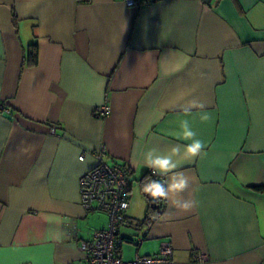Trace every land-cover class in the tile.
<instances>
[{
    "label": "crops",
    "instance_id": "0c3cea01",
    "mask_svg": "<svg viewBox=\"0 0 264 264\" xmlns=\"http://www.w3.org/2000/svg\"><path fill=\"white\" fill-rule=\"evenodd\" d=\"M0 101V264H86L108 216L83 210L78 181L102 146L131 182L124 261L167 240L172 264H264V0H0ZM184 119L205 145L178 169L194 206L163 201L146 231L144 158L190 143Z\"/></svg>",
    "mask_w": 264,
    "mask_h": 264
},
{
    "label": "built area",
    "instance_id": "2783aa9c",
    "mask_svg": "<svg viewBox=\"0 0 264 264\" xmlns=\"http://www.w3.org/2000/svg\"><path fill=\"white\" fill-rule=\"evenodd\" d=\"M129 7H138L153 0H122ZM209 2L210 0H204ZM8 109L0 101V111ZM108 112L106 105L94 107V114L103 117ZM106 149L104 146L94 154L96 163L86 170L79 178L78 191L80 204L84 211H103L108 216V224L105 229L95 230L91 236L82 240L79 249L83 252L86 264H172L173 250L169 241L162 240L157 251L151 255L135 256L124 261L120 255L121 241L117 237L118 227L125 220V212L129 206L128 195L131 189L126 168L119 163H107L104 160ZM84 154L78 158L82 160ZM151 175V170H149ZM152 176V175H151ZM156 180L163 177L153 176ZM153 221L146 220L144 226L146 231L151 227ZM144 237L140 236L132 241L136 248L139 247ZM194 261L203 262L205 256H193Z\"/></svg>",
    "mask_w": 264,
    "mask_h": 264
},
{
    "label": "clouds",
    "instance_id": "9594fccd",
    "mask_svg": "<svg viewBox=\"0 0 264 264\" xmlns=\"http://www.w3.org/2000/svg\"><path fill=\"white\" fill-rule=\"evenodd\" d=\"M203 107V104L190 101L185 114L187 115L191 108L203 109ZM207 118L206 115L201 117L202 120ZM180 129L179 138L190 143L173 145L167 154H158L156 149L149 150L144 158V166L151 170L152 176L159 175L164 179L154 180L148 177L141 190L153 201L171 199L172 206L187 212L193 208L195 202L183 199L181 194L189 188L191 178L178 169L182 159L196 158L202 153L205 145L196 138V132L192 130L187 119L181 120Z\"/></svg>",
    "mask_w": 264,
    "mask_h": 264
},
{
    "label": "trees",
    "instance_id": "16d2710c",
    "mask_svg": "<svg viewBox=\"0 0 264 264\" xmlns=\"http://www.w3.org/2000/svg\"><path fill=\"white\" fill-rule=\"evenodd\" d=\"M140 2L143 0H139ZM25 63L27 65H35L37 63V47L36 44H31L25 51V57H24ZM149 176L151 179L155 178L150 175ZM255 189H261V186H254ZM145 194V193H144ZM163 201H156V205L153 206L151 202L148 201V206L146 209V215L144 217V222L146 220H151L155 221L161 214L162 209H163Z\"/></svg>",
    "mask_w": 264,
    "mask_h": 264
},
{
    "label": "rangeland",
    "instance_id": "374dc122",
    "mask_svg": "<svg viewBox=\"0 0 264 264\" xmlns=\"http://www.w3.org/2000/svg\"><path fill=\"white\" fill-rule=\"evenodd\" d=\"M134 184H136V182H133V185ZM137 185V184H136ZM136 187V186H135ZM142 221V222H141ZM141 221H139V223L141 222V223H144V220L142 219ZM123 251H124V258H128V257H132V255H128L129 253L128 252H130L131 251V245H129V244H123ZM141 252V251H140ZM128 255V256H126V255Z\"/></svg>",
    "mask_w": 264,
    "mask_h": 264
},
{
    "label": "water",
    "instance_id": "95a60500",
    "mask_svg": "<svg viewBox=\"0 0 264 264\" xmlns=\"http://www.w3.org/2000/svg\"><path fill=\"white\" fill-rule=\"evenodd\" d=\"M145 196H146V198L148 199V201L151 202V203L153 204V206L156 205V201H153V200L151 199V197H148L146 194H145Z\"/></svg>",
    "mask_w": 264,
    "mask_h": 264
}]
</instances>
